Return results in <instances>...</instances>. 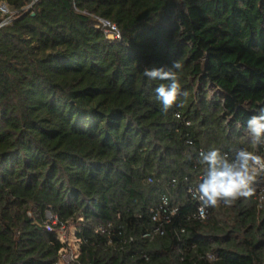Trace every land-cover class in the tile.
Here are the masks:
<instances>
[{"label":"trees","instance_id":"1","mask_svg":"<svg viewBox=\"0 0 264 264\" xmlns=\"http://www.w3.org/2000/svg\"><path fill=\"white\" fill-rule=\"evenodd\" d=\"M177 60L164 111L142 73ZM260 108L264 0H39L0 26V264H55L70 228L69 264H264L261 175L203 219L189 193L201 150L264 157Z\"/></svg>","mask_w":264,"mask_h":264},{"label":"clouds","instance_id":"2","mask_svg":"<svg viewBox=\"0 0 264 264\" xmlns=\"http://www.w3.org/2000/svg\"><path fill=\"white\" fill-rule=\"evenodd\" d=\"M183 64L180 60L174 61L171 67H145L143 76L150 81H166L155 88L156 99L167 111L177 103L180 97L187 98V92H181V83L178 75ZM182 106V104L180 105ZM246 131L253 146L264 144V108L251 116L246 122ZM198 162L206 166L201 182L192 192V198L199 202L201 213L208 208H215L223 203L231 206L240 198H249L254 195L253 187L258 175L264 173V157L246 148L236 149L234 157L229 159L226 153L219 148L201 150Z\"/></svg>","mask_w":264,"mask_h":264},{"label":"built area","instance_id":"3","mask_svg":"<svg viewBox=\"0 0 264 264\" xmlns=\"http://www.w3.org/2000/svg\"><path fill=\"white\" fill-rule=\"evenodd\" d=\"M38 1L39 0H29L20 9H11L8 7V5L6 3L0 2V26L9 23L16 16H18L20 13H33L34 7ZM99 20H100V23L102 26V30L105 33L107 38L113 39V38H119L120 37L119 31L114 24H112L109 21L104 20V19H99ZM260 175L262 176V181H261L260 185L258 186L256 192H255V197H256L257 205L259 207H264V173H262ZM194 189H191V190H194ZM189 193L191 194V197H192V192L190 190H189ZM162 200L164 203H166L165 197H163ZM196 202L198 203V205L196 208V212L194 213L193 216L196 218H199V219H203L206 216L208 209H206L204 211V213H201L199 210V207H200L199 202L198 201H196ZM46 216L48 219L53 218L49 211H46ZM157 216H158L157 214H154L152 216V219H157ZM155 230H156V228H155ZM61 255L62 254L60 253V257H59L58 261L55 262V264H69V262L71 260H73V258L75 257V254H73V252L70 253L69 258H67V259L62 258Z\"/></svg>","mask_w":264,"mask_h":264},{"label":"rangeland","instance_id":"4","mask_svg":"<svg viewBox=\"0 0 264 264\" xmlns=\"http://www.w3.org/2000/svg\"><path fill=\"white\" fill-rule=\"evenodd\" d=\"M65 229H61L60 231V238L62 241L67 242L68 247H71V251L65 247L64 250L61 252V257L64 259L69 258L70 253L74 252L76 249V244H75V237L73 236V230L70 228L69 230L64 231Z\"/></svg>","mask_w":264,"mask_h":264}]
</instances>
